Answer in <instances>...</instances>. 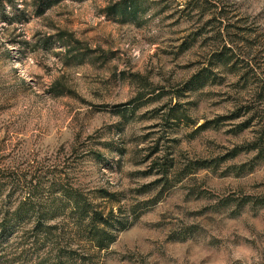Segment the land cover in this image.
<instances>
[{
  "label": "rangeland",
  "instance_id": "rangeland-1",
  "mask_svg": "<svg viewBox=\"0 0 264 264\" xmlns=\"http://www.w3.org/2000/svg\"><path fill=\"white\" fill-rule=\"evenodd\" d=\"M123 1L0 0V162L67 160L141 204L105 264H264V154L236 133L254 115L206 127L264 122V0ZM225 48L237 65L193 85Z\"/></svg>",
  "mask_w": 264,
  "mask_h": 264
},
{
  "label": "trees",
  "instance_id": "trees-1",
  "mask_svg": "<svg viewBox=\"0 0 264 264\" xmlns=\"http://www.w3.org/2000/svg\"><path fill=\"white\" fill-rule=\"evenodd\" d=\"M45 1L43 13L64 0ZM143 1L124 0L113 11L135 17ZM234 59L233 51L225 48L215 54L212 66L196 75L192 84L204 87L211 80L215 82L217 77L213 76L212 67L235 66ZM255 111L247 108L245 114L238 111L206 127L253 114L238 126L236 133L256 130L250 151L264 154V122L258 120ZM74 153L78 154L77 148ZM88 158H94L101 168L113 169L99 150L82 154L81 163ZM75 170L77 167L70 166L69 161L58 159L0 162V264L106 263L112 248L138 222L144 208L141 204H125L124 193L84 184Z\"/></svg>",
  "mask_w": 264,
  "mask_h": 264
}]
</instances>
